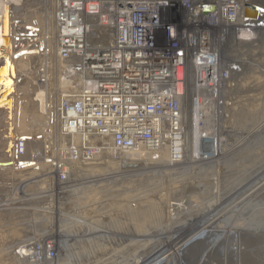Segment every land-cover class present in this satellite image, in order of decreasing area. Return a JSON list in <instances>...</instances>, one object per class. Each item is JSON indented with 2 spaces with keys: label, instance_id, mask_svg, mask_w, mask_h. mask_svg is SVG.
<instances>
[{
  "label": "built area",
  "instance_id": "built-area-1",
  "mask_svg": "<svg viewBox=\"0 0 264 264\" xmlns=\"http://www.w3.org/2000/svg\"><path fill=\"white\" fill-rule=\"evenodd\" d=\"M53 23L62 70L73 80L51 119L63 142L48 144L47 160L64 182L71 166L58 160L90 166L102 155L90 145L97 139L116 160L184 164L186 108L230 78L243 60L242 31L264 32V0H57ZM20 28L22 36L43 34L35 22ZM40 242L28 257L55 259L54 242Z\"/></svg>",
  "mask_w": 264,
  "mask_h": 264
},
{
  "label": "bare ground",
  "instance_id": "bare-ground-1",
  "mask_svg": "<svg viewBox=\"0 0 264 264\" xmlns=\"http://www.w3.org/2000/svg\"><path fill=\"white\" fill-rule=\"evenodd\" d=\"M47 1L48 2H46L43 7L36 9V10L41 9V11H42L40 13V16H41L40 17L41 18L40 23H42L41 25H42L43 29H42L41 25H39V26L41 28V31H43V34L41 35V33H37V30L32 28L33 29L31 31L32 36L28 37L25 35L24 36L20 35L22 37L23 42H21L18 45V50H15V52L12 54L13 55L11 58L12 62L10 61V59L6 58V57L10 56L8 53L11 52L12 45L10 44V41H8L9 39L8 40L5 39L4 49H5V51H8V53H7L8 55H6V56L3 55L4 61L2 64L0 63V67H2V69L0 71V79L1 80L3 79L2 80L3 82L1 80L0 81L2 83H4V85H3L5 87L4 92H9L11 94V92H14V91H17V92L22 91V93L19 96L20 98L16 99V104H15L16 109L14 108V102H13L14 100L12 102L7 101V103L5 104L6 111L9 113V115H15V120H14L15 122L14 123H15V126L19 129L15 130V132L12 133L13 139L11 141V146H10V148H13V154L11 153L12 159L9 162V160L3 159L1 157L4 155H1L0 156L1 157L0 165L2 168L7 167V166H11V167L15 168V170H16V171L14 170L15 172L13 171L12 173H10L8 170H11V169H8V170L3 172L4 175H2V176H6L8 179L14 178V180L16 178V179H18V181H24L25 184H26V182H30L32 180L33 174L40 171L41 168L42 169L44 168V170L45 169H52V172L47 173V174L43 173L44 176H42V178H39V179L41 181L42 179L44 180L45 178L53 177V179L56 181V183H57L56 188H54L52 191L55 192V195L57 196V198L59 199L60 202H59V205L57 207H55V209L53 208L54 212L52 214L55 216V219L57 221H60L61 223L67 224L68 226H70L72 228V230H74L71 233L72 236L68 237L70 240H65L63 238L64 235L63 236L59 235V238H58L59 241L56 243L54 242L56 252L58 251V249H59L58 247L60 246V244H62L67 249V251L70 252V254H73L71 252L72 247L78 248V250L81 251V253H79L78 256L84 253L82 251L87 250L89 248H92L94 250V252H97L96 249H98L99 252L101 250L103 252V251H106L105 248H103L104 244L111 243L114 245V243H117L119 238H121L122 248L125 252V257L124 256L123 257L125 258L127 264H169L170 261H172V260L173 261L177 260L178 262H180L181 261L180 256H181L182 251L189 244H191L192 242H194L195 240H197L199 238L200 231L206 230L207 228L208 229H221V231L219 232L220 234L224 233L228 230H229L228 233H230L229 238L227 239V245L225 244L226 245L225 250L222 247L221 248L217 247V248L212 249L213 253H216V255L214 256V262L216 264H241L242 259L244 258L243 257L244 256V250H242V247L245 248L246 251L248 250L247 252H250L251 253L250 255H252V257L254 256L253 253H255L254 249H255V251L258 250L257 248L261 244H263L262 248L264 249V225L262 223L264 216H263V219H261L262 221H260L262 223V225H261V223L257 224L255 222L250 224L252 219L250 218L251 220H249L246 217V215L250 214L255 209V207L258 208L260 206H262V207L264 206V203L261 200V199L264 200V198H262V196L264 195V171L261 172L260 174L258 173L252 179H250L251 178L250 177L249 178L250 180L248 182H246L245 185H243V187L241 189L239 188L237 191L234 190L235 192L232 193V196H228L227 198L222 196V198H223L222 199L219 196H214L215 193L214 194L212 193V196L210 197L209 200L214 199V201H212L209 205H207L208 207H204L203 213L205 215L202 218H200V219L197 218L195 221L193 220V222H190V223H186V224L185 223H178V222L171 223V221L173 219V217H172L173 215L170 214V210L173 208V211H175L176 213L178 211L181 212V210L184 209L183 208L185 206L184 203H183V205H181L180 203L178 205L177 204H174V205L173 204H167V207H166L165 205H163L165 203H162V200H160V199L156 200V201L153 200V202H150V201H147L146 199H144V200H146V202L143 201L144 206H143L142 202L136 203L137 205L134 204L133 206H130V207L125 206V208L123 207L121 209L122 211L120 212L122 214V216H124V218L123 217L121 218L122 224L125 227V234H123V237H120L118 234H116L114 232L105 231L101 227L98 226V224L103 223L105 221L109 222L110 221L109 218L115 216V215L112 216V214L115 213V211L113 212V210H115V209H113V210L108 209L109 211H106L107 210L106 207L101 208V209L99 208V209H96L95 212H91V214H90L91 216H88V218H85V219L80 218L79 216L74 215V214L73 215L68 214V213L64 214L61 211L63 209V207H65L67 205H70L69 206L70 209H71V206L72 207L73 206L74 207L80 206V208L81 207L83 208V206L85 205V202H86V198L93 196V195L96 196V195L102 194V198H104L105 193L108 192V190H106V189H109V188L111 189V186H112V188L115 187L113 185H116V187H117V184L125 183L128 180L127 178H129V179L133 178L134 179V177L141 176V175L143 176L144 170L141 171L142 168L140 170L137 169L138 170L137 174H133V172H131V171L130 172H121V174L120 173L115 174L112 172L105 171L103 168H101L100 166L104 165L106 163V161H104V163L102 161L101 162H99V161L103 160L105 158V155H109V153H110L107 150V148L105 147V144L103 143L105 140H103V139H97L93 144H90L94 148L97 147L98 149H101L102 155L99 156V154H97L98 156L97 155L93 156L94 160H93V163L89 164L90 166L81 165V167L84 169V171H87V172H85L86 174L88 173L89 170H95V172H93L94 173L93 176L91 175L92 177H90V178H87V177H89V176H87L86 179H79L78 181H76V183H73V184L71 183V180L63 182V181L59 180V178H58V172L54 168L55 164H53V162L50 163L47 160L48 159V151H50L48 149H52V147H51L52 144L61 145L63 142L61 140V136L58 132L57 127H55V125H52V120H51L52 114H53L54 110L58 107V105L60 104L62 94H64L65 91L68 90L69 83L71 81H73L71 78L70 79L68 78V75H70L69 72L62 70L63 63L60 62L59 58L57 59V57H58V55H57V40H56L57 37H56V32H55L54 23H53L54 13H52V10L54 9L53 7L55 6L54 4H56V2H55L56 0H47ZM30 4H31V0H0V14H2L3 9H4V13H5L4 15H6V13L9 10H11L10 13H12L13 10L14 11H23L25 9H29ZM248 16L252 17L253 19L258 18L259 12L258 13H248ZM6 23H7V21L5 20L4 24H6ZM14 31L20 32V33L23 32L22 30H19V29L14 30ZM242 33H243L244 39H246V42L242 45L246 46V45L254 44L253 42L254 41L256 42V38H258L257 35L260 32L253 33L250 31H242ZM111 40H112V38L110 37L107 39V42H110ZM23 43L27 47L22 46ZM39 43H41V45ZM46 50H47V52H46ZM31 51H35V54H29L28 53ZM28 61H32V62L36 63V67L39 64L42 65V66H38V67H42V68L44 67L43 68L44 70L42 69L41 72H45V76L39 75V77H41V78L38 79V83L37 82L33 83L32 81H31L32 83H30V82L24 83V80L26 81V78H25L23 80L24 85L20 86V85H18L17 80L21 76H23V77L27 76V71H28L27 65L28 64L26 62H28ZM30 63H29V65H30ZM223 66H224V64H222V68H223ZM40 69L41 68L38 69L39 73H41ZM27 78H28V76H27ZM229 83H230V80L220 79V81H219V87L220 88L219 89H217V90H214L212 88L206 89L205 90V96H204L205 98L203 97L202 100L200 99L201 101L195 106V108L192 107L190 103H189V106L186 108L185 115L187 114V116H188L187 121H188L190 131L188 132V135H187V149H186L187 160L184 164H182V165L170 164L166 158L162 159L161 161H154L151 158H149V159L148 158L137 159L136 156H133V157L130 156L131 159L128 161L134 162L133 165H135L136 163L137 164L143 163L144 160L158 162L159 164L158 163L157 164L161 165V166H159L158 169L156 168L157 170L151 172L154 174L161 173V174L165 175V174L169 173L170 171H176L177 174H184V173L188 172L189 170L195 171L196 169H199V171L200 170L202 171V169H204V168L206 169L208 166L213 167V166L220 165L221 162L223 163V161H225V160L227 161V159L229 157L231 158V156H230L231 153L234 151H237V150L239 153H240V151L241 152L245 151L246 153H248L247 155H250V157H252V152H250V150L256 151V149L260 148V147L262 149L260 148L259 150H264V148H263L264 147V123L261 126H259L258 128L253 129V131H251L250 133L248 132V134H246V138L244 136L245 139L240 144H237L235 146V144L237 143L236 142L234 144V147L229 148V149H231V151H225V150L220 151L218 149V145L214 146L213 141H210V139L213 137V134H210V131L213 130L211 127H213L212 121L214 122V116H215L216 105L218 103V98L220 96L221 90H223L224 88L226 89V87H227L226 85ZM1 85L2 84H0V86ZM12 95H14V93ZM4 97H6V96L4 95ZM190 97H193V96L190 94L189 100H190ZM191 100H192V98H191ZM2 101H4V100H2ZM236 105L238 107L240 105H245V104H244V101H241V98H240L239 101L236 100ZM251 105H253V104H251ZM192 108H193V111H192ZM240 110L241 109L238 108V110H236V112H235V116H236L237 120L240 117H242V112ZM23 112L25 113L24 120L21 119ZM246 120H247V118H246ZM247 121H249V120H247ZM249 123H250V121H249ZM256 124H258V123H256ZM258 125H260V124H258ZM23 129L25 132H23ZM33 129H35V130H33ZM33 133H34V135H36V137H34L33 140H28V138H26V137L32 135ZM40 134H42V135L44 134V137L42 140L37 139V136ZM22 138H25V139L22 140ZM7 141L10 142V140H7ZM105 142H107V141H105ZM6 144H7V142H6ZM48 144L51 145V146H49L50 148H48ZM8 145H10V143ZM62 147H65V146L62 145ZM5 148H6V146H5ZM259 150H258V152H259ZM3 151H4V148L2 146H0V154H2ZM243 157H245L244 159H247L246 158L247 156L246 155L244 156V154H243ZM189 158L191 161H188ZM239 158H240V156H239ZM109 160L111 161V163H110L111 165L120 166V164L122 162L127 161V157H120L119 160L118 159L116 160V159L111 157V158H109ZM64 161L71 162L69 160H58V164L61 166H64V165H69L71 163H74V162L68 163V162H64ZM85 161H87V160H85ZM259 161L261 162L262 159ZM154 162H152V163H154ZM234 162L235 161H233V163ZM236 162H238V161L236 160ZM20 163H23V165L21 166ZM233 163H232V165H233ZM74 164L77 165L76 163H74ZM224 164H225V162H224ZM153 165H156V164L154 163ZM232 165L230 167L231 169H232ZM235 165H236V163H235ZM148 166H150V165H148ZM225 166H226V164H225ZM256 166H258V165H256ZM251 167H255V166H251ZM161 168H164V169H161ZM252 169H254V168H252ZM255 172H257V171H254V173ZM203 173H204V171H203ZM206 174H207V172H206ZM71 175L72 174L68 175V179H69V177L71 178ZM26 176H29L30 178H28V177L25 178ZM35 176H36V174H35ZM194 177H196V176H194ZM45 181H46V179H45ZM32 182H33V180H32ZM129 183H131V181ZM241 184H242V182H241ZM112 190H114V189H112ZM125 190L127 192L126 188H125ZM249 191H251V193L249 195H246V197H244L243 199L240 200L241 196L248 194ZM50 192L51 191H46V193L44 195L40 196L41 199L52 197L53 194H51ZM109 192H111V191H109ZM53 197H55V196H53ZM238 199L240 200V203L236 206V209L232 208L233 209L232 210V216L233 215L234 216H237V215L238 216H240V215L245 216L246 219H248L250 221V223H248L247 225H239V224H236L237 222L235 221L236 222L235 225L233 223V226H231V227L228 226L229 228L227 226H223V225L221 226L222 222L221 223L219 222L218 225H215L214 222L216 220H214V219H216L218 216L221 217L224 215V213H228L229 211H231L230 210V207H232L231 205L234 204L235 201ZM142 200H143V198H142ZM194 200L196 201V199H194ZM11 201H7L1 207L9 206ZM89 201H91V200H89ZM125 203L127 204V202H125ZM145 203H147L149 205H147V204L145 205ZM254 203H256V205H254ZM200 204H201V202H200ZM189 205H192V204H189ZM205 205H206V203H205ZM193 206H190V207H193ZM100 210H102V212ZM97 211H99V213H97ZM109 213L111 215H109ZM185 214H186V212H185ZM176 215H178V214H176ZM258 215H259V213H258ZM245 217H243V218H245ZM155 219H156V221L154 223ZM87 220H90V223L87 222ZM213 220H214V222L208 225V223H210ZM240 220H242V219H240ZM257 220H260V219H257ZM152 221H153L154 226H153V224H151ZM243 222H245V221H243ZM119 223H121V222L119 221ZM205 225H207V226H205ZM17 233L18 232H16V235H19L20 232L18 234ZM47 239H49V238H47ZM219 246H221V245H219ZM19 248L20 249H18L19 250L18 253H21L24 256L27 255V251L29 249H30V251L32 249L31 245H24V246H21ZM260 248L261 247H259V249ZM223 251H224L225 255H224V253H222ZM103 256L104 257L106 256V252L103 253L102 258H103ZM4 257H5V255H4ZM6 257H8L9 261L11 260L9 258V256H6ZM27 257H28V255H27ZM98 257H100V256H98ZM250 257L251 256H247V258H250ZM26 258L24 260H26L27 262L30 263V261ZM35 258L36 257H34V260H35ZM87 258H88V256H87ZM130 259L132 260V262L128 261ZM6 260H7V258H6ZM17 260L19 261L20 259H17ZM91 260H93V259L91 258ZM6 263H7V261H6ZM22 263H24V262H22ZM31 263L32 264H52L50 259L47 257L41 258L39 262L33 261ZM255 263H257V262H255ZM14 264H15V262H14ZM261 264H264V260L261 262Z\"/></svg>",
  "mask_w": 264,
  "mask_h": 264
},
{
  "label": "rangeland",
  "instance_id": "rangeland-1",
  "mask_svg": "<svg viewBox=\"0 0 264 264\" xmlns=\"http://www.w3.org/2000/svg\"><path fill=\"white\" fill-rule=\"evenodd\" d=\"M46 2H48V1L47 0H31V4H30L29 9H25L23 11H14L13 10L12 13H10L11 10H9L6 13V15H4L5 14L4 9L2 10V14H0V16H1L0 17V63L1 64L4 61L3 60L4 56H6L8 54L11 57L8 56L9 58L8 57H6V58L10 59V61H11V58L13 56L12 54L15 52V50H18V45L21 42H23L21 36H22V34H24V32L20 33V32H15L14 30H18V29L22 30L20 27H23V26H25L29 23H33V22L38 23L39 25L42 24V23H40V21H41L40 13L42 11H41V9H39V10H36V9L43 7ZM54 5L55 6L53 7L54 9L52 10V13H55V9H56V4H54ZM5 20L7 21L6 24H4ZM17 22H18V25H17ZM41 27H42V25H41ZM42 29H43V27H42ZM17 37H18L19 41H16ZM257 37L258 38H256V42L255 41L253 42L254 44H250V45H246V46L242 45L244 47V49H242L243 50L242 52L244 54V56L242 58L243 60H241V62L236 65L235 70L233 71L230 78L228 79V80H230V83L226 85L227 86L226 89L224 88L223 90H221L220 96L218 98V103L216 105V110H215L214 122L212 121L213 127H211L213 130L210 131V134H213L215 141H218L217 145H218V149L220 151L221 150L222 151H224V150L225 151H231V149H229V148L234 147V144L236 142L237 143L235 144V146L237 144H240L246 138V134H248V132L250 133L251 131H253V129L258 128L259 126H261L264 123V32L258 33ZM5 39H7V40L9 39L8 41H10V44L12 45V49H11L10 53H8V51H5V49H4ZM22 46H26V45L23 43ZM46 52H47V50H46ZM28 53L29 54H35V51H31ZM239 55H241V54H239ZM57 59H58V57H57ZM26 63L28 64L27 69L29 72L27 71V76L29 79L27 78V76L26 77L21 76L20 78H18L17 83L20 86H23L25 82L26 83H28V82H30V83L37 82L38 83L39 75L45 76V72H41V70L44 67L43 68L38 67V66H42V65L39 64L36 67V63H34L32 61H28ZM29 63H30V65H29ZM39 68H41L40 69L41 73H39V71H38ZM25 78H26V81L24 80ZM23 80H24V83H23ZM1 81H0V84H2L1 86L3 88L1 87L2 89H0L2 91V92L0 91V96H1L0 100L1 101L4 100V101H2V102L0 101V146H2L4 148L5 152L3 151V153L0 154V156L4 155L1 157L3 159L9 160V162H10V160L12 159L11 155L13 154V148H10L11 141L13 139L12 133L15 132V130H18L19 128H17L15 126V123H14L15 122L14 121L15 115H9V113L6 111L5 104L7 103V101L12 102L14 100L13 102H14V108H15L16 99L20 98L19 96L22 93V91H18V92L14 91V92H11V94L9 92H4V89H5V87L3 86L4 83H2L3 81L2 82ZM13 93H14V95H12ZM4 95L6 97H4ZM191 98L192 97H190V99ZM240 98H241V101H244V104L246 106L240 105L237 107L236 100L239 101ZM251 104H253L254 106ZM238 108L241 109L240 111L242 112V117H240L237 120L236 116H235V112H236V110H238ZM244 109L245 110L247 109V110L245 111ZM192 111H193V108H192ZM24 118H25V113L23 112L21 119L24 120ZM246 118H247V120L250 121V123H249V121L246 120ZM256 123H258L260 125H258ZM35 129H33V130H35ZM23 132H25L24 129H23ZM244 136H245V138H244ZM211 139H210V141H211ZM7 140H10V142ZM6 142H7V144H6ZM9 143H10V145H8ZM103 143L105 144V147H106V142L104 141ZM4 145L6 146V148ZM260 148H257L256 151L250 150V152H252V157H250V155H247L248 153H246L245 151H242V152L240 151V153H239L237 150V151H234L231 153V155H230L231 158L229 157L227 159V161L225 160V161H223V163L221 162L220 165L213 166V167L208 166L206 169L204 168L205 170L202 169V171L201 170L199 171V169H196L195 171L189 170L188 172H186L184 174H177L176 171H170L171 173L169 172L165 175H163L161 173H157L158 175L151 173V172L157 170L159 166H161V165H158L159 164L158 162L144 160L143 163H139V164L136 163L135 165H133L134 162L128 161V160H130L131 157H127L126 162H122V163L120 162L121 163L120 166H114V165L110 164L111 163V161L109 160L110 156L105 155V158L103 160L99 161V162L102 161L103 163H104V161H106V163H105L106 165L105 164L102 165L103 167L100 166L105 171L112 172L115 174H118V173L121 174V172H130L131 171V172H133V174H137L138 170H140L142 168L141 171L144 170L143 171L144 177L141 175V176L134 177V179L133 178H130V179L127 178L128 180L127 181L125 180L126 181L125 183H120V182H119L120 184L116 183L117 187H116V185H113L115 187L112 188V186H111V189L109 188L110 190L106 189V190H108V192L105 193L104 198H102V194H99L96 196L93 195V196L86 198V202H85V205L83 206V208L82 207L80 208V206H77V207L71 206V209H70L69 208L70 205H67V206L63 207V209L61 211L64 214L65 213L72 214V215L74 214V215L79 216L80 218L85 219V218H88V216H91L90 215L91 212H95L96 209H99V208L101 209V208H105V207L107 209L106 211H109L110 209H112V210L115 209V210H113V212L115 211V213L112 214V216L113 215H115V216L109 218L110 219L109 222L105 221L103 223L98 224V226L101 227L105 231L114 232V233L118 234L120 237H123V234H125V227L122 224V220H121L122 217L124 218V216H122V214L120 213L122 211L121 209L123 207L125 208V206L130 207V206H133L134 204L137 205L136 203H140V202L143 203V201L146 202V200L153 202V200L156 201V200L160 199V200H162V203H165L163 205H165L166 207H167V204H173V205L177 204L178 205L180 203L181 205H183V203H184L185 206L183 207L184 209L182 208L183 210H181V212L178 211L179 213L178 212L176 213L175 211H173V208L170 210V214L173 215L172 216L173 219H172L171 223H176V222L185 223V224L190 223V222H193V220L195 221L197 218L200 219L205 215L203 213L204 207H208L207 205H209L212 201H214V199L209 200L210 197L212 196V193L213 194L215 193L214 196H219L221 198H222V196L226 197V198L228 196H232L233 192L237 191L239 188L241 189L243 187V185H245L246 182H248L250 179L254 178L258 173L260 174L261 172L264 171L263 170L264 169V150H259ZM258 150H259V152H258ZM243 154H244V156L245 155L247 156L246 157L247 159H244L245 157H243ZM239 156H240V158H239ZM1 157H0V159H1ZM261 159H262V161L260 162L259 160H261ZM236 160L238 162H236ZM188 161H191L190 158L188 159ZM233 161H235V162L233 163ZM64 162H68V161H64ZM152 162H154L156 165H153L154 163H152ZM224 162H225L227 167L225 166ZM231 162L233 163V165ZM68 163H71V162H68ZM235 163H236V165H235ZM237 163L238 164L240 163V164L238 165ZM147 164L150 166H148ZM231 165H232V169L230 168ZM256 165H258V166H256ZM67 166H71L70 170L72 172V173H70V174H72L71 178L69 177V179L67 181L71 180L72 184L76 183V181H78L79 179H86L87 176H89L87 178L92 177L94 174L93 172H95V170H89L88 173L86 174L85 172H87V171H84V169L81 167V165H75L74 163H71ZM251 166H255V167H251ZM252 168H254V169H252ZM8 169H11V170H8ZM161 169H164V168H161ZM6 170H8L10 173H12L15 170V168H13L11 166H7V167L2 168L0 165V264H14V262H15V264H26V263L32 264L31 262H33V261L39 262L40 259L37 260L35 258V260H34V258H32V257H27V255L24 256L23 254L18 253V251H19L18 249H20L19 247L24 246V245H31V247L33 248V246L37 242L41 243L40 242L41 239H44V238L46 240L50 239L56 243L59 241L58 240L59 235H62V236L64 235L63 238L65 240H70L68 237L72 236L71 233L74 230H72V228L70 226H68L67 224L61 223L60 221H57L55 219V216L52 214L54 212L53 208L55 209V207H57L59 205V202H60L59 199L57 198V196L55 195V192L52 191L54 188H56V185H57L56 181L53 179V177H51V178L48 177L49 179L45 178L46 181H45V179L44 180L42 179L41 181L39 179V178H42V176H44L43 173L47 174V173L52 172V169H45L46 170L45 171L44 168L43 169L41 168L40 171L37 170L38 174L35 173L37 177L35 176V174H33V176H34V177L32 176L33 182L31 180L30 182H26V184L24 181H18V179H16V178H15V180H16L15 181L14 178L8 179L6 176H2V175H4L3 172ZM253 170L257 171V172L254 173ZM203 171H204V173H203ZM206 172H207V174H206ZM194 176H196V177H194ZM27 177L30 178L29 176H26L25 178H27ZM128 181L129 182L131 181V183H129ZM241 182H242V184H241ZM125 188L127 189V192H126ZM112 189H114V190H112ZM46 191H51L50 193L53 194V196H55V197L52 196L50 198H42L41 199L40 196L44 195L46 193ZM109 191H111V192H109ZM250 193H251V191H249L248 194L242 195L240 200L243 199L244 197H246V195H249ZM142 198H143V200H142ZM262 198H264V195L262 196ZM144 199H146V200H144ZM194 199H196V201ZM89 200H91V201H89ZM240 200L239 199L236 200L235 203L231 205L232 206V207H230L231 211H229L228 213H224V215L221 217L218 216L217 217L218 219L217 218L214 219V220H216L215 222L213 220L210 223H208V225L213 223V222L215 223V225H218L219 222L220 223L222 222L221 226L223 225V226H227V227L233 226V223L235 225L236 222H237L236 224H239V225H247L248 223H250L249 220H251V219L252 220H251L250 224H252L253 222L260 224L261 223L260 221H262L261 219H263V216H264V206L263 207L260 206L258 208L255 207V209L253 210L254 212L252 211L250 214L246 215V217L249 220L246 219L245 216H241V215L240 216H238V215L232 216V210L236 209V206L240 203ZM261 200L264 203V200L263 199H261ZM7 201H11L10 205L5 206V207H1ZM199 201L201 202V204ZM125 202H127V204ZM205 203H206V205H205ZM146 204L147 203H145V205ZM189 204H192V205H189ZM147 205H149V204H147ZM254 205H256V203H254ZM143 206H144V203H143ZM190 206H193V207H190ZM100 211L102 212V210H100ZM185 212L187 215L185 214ZM97 213H99V211H97ZM258 213H259V215H258ZM176 214H178V215H176ZM109 215H111V214L109 213ZM243 217H245V218H243ZM240 219H242L246 223ZM257 219H260V220H257ZM119 221L121 223H119ZM155 221H156V219L154 220V223H155ZM87 222L90 223V220H87ZM262 223L264 225V219H263ZM262 223H261V225H262ZM151 224H153V221L151 222ZM153 226H154V224H153ZM205 226H207V225H205ZM220 231H221V229H208V228L206 230L200 231L199 238L197 240H195L194 242H192L191 244H189L182 251L181 256H180L181 261L178 262L177 260H174V261L172 260V261H170L169 264H216L214 262V256L216 255V253H213L212 249L217 248V247H220V248L222 247L225 250L226 245H227V239L229 238V235H230V233H228L229 230L224 232V233H221V234L219 233ZM16 232H18V233L20 232L21 234L19 233V235H16ZM47 238H49V239H47ZM219 245H221V246H219ZM262 245L263 244L258 246V248L255 246L258 250L255 251V249H254L255 253H253L254 254L253 257H252V255H250L251 254L250 252H247L248 250L246 251L245 248L242 247V250H244V256H243L244 258L242 259L241 264H249V263L250 264H261V262L264 260V249L262 248L263 247ZM259 247H261V248L259 249ZM58 248H59L57 251L58 254L56 255L55 259H52V260L50 259L52 264H57V263L58 264H127V262L124 258L125 252L122 248L121 238H119L117 243H114V245L111 243L104 244L103 248H105L106 251L102 252V250H101L99 252L98 249H96L97 252H94V250L92 248H89L87 250L82 251L84 253L79 255V256H78V254L81 253V251L78 250V248H76V247L71 248L72 249L71 252L73 254H70V252H68L67 249L62 244H60V246ZM104 252H106V256L105 257L103 256V258H102V255ZM222 253H224V251ZM4 255H5V257H4ZM224 255H225V253H224ZM6 256H9V258L11 260L9 261L8 257H6ZM87 256H88V258H87ZM98 256H100V257H98ZM247 256H251V257L247 258ZM24 257L25 258L27 257L26 259H28L30 261V263L27 262L26 260H24L25 259ZM6 258H7V260H6ZM91 258L93 260H91ZM17 259H20V260L18 261ZM6 261H7V263H6ZM128 261L132 262L131 259ZM22 262H24V263H22ZM255 262H257V263H255Z\"/></svg>",
  "mask_w": 264,
  "mask_h": 264
},
{
  "label": "water",
  "instance_id": "water-1",
  "mask_svg": "<svg viewBox=\"0 0 264 264\" xmlns=\"http://www.w3.org/2000/svg\"><path fill=\"white\" fill-rule=\"evenodd\" d=\"M18 37H19V36H18ZM18 37H17V39H16L17 41L19 40ZM1 69H2V67H0V71H1ZM0 89H2L1 86H0ZM20 165L22 166L23 163H21Z\"/></svg>",
  "mask_w": 264,
  "mask_h": 264
}]
</instances>
